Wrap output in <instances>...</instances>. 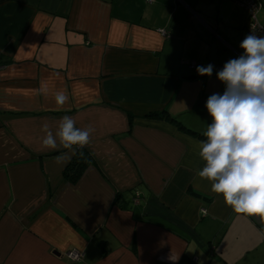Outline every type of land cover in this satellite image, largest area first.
Instances as JSON below:
<instances>
[{
  "label": "crops",
  "instance_id": "1",
  "mask_svg": "<svg viewBox=\"0 0 264 264\" xmlns=\"http://www.w3.org/2000/svg\"><path fill=\"white\" fill-rule=\"evenodd\" d=\"M247 23L235 0H0V264H264Z\"/></svg>",
  "mask_w": 264,
  "mask_h": 264
},
{
  "label": "built area",
  "instance_id": "2",
  "mask_svg": "<svg viewBox=\"0 0 264 264\" xmlns=\"http://www.w3.org/2000/svg\"><path fill=\"white\" fill-rule=\"evenodd\" d=\"M243 9H245L248 16V23L245 29V42L248 47L245 51V60L254 67H259V63L264 60V24L258 20V12L261 9V4L251 0H235ZM194 67V64L191 65ZM257 117L264 119V112L259 111ZM139 195L136 193L133 199V204L138 205ZM73 261L80 259L79 254H69Z\"/></svg>",
  "mask_w": 264,
  "mask_h": 264
},
{
  "label": "trees",
  "instance_id": "3",
  "mask_svg": "<svg viewBox=\"0 0 264 264\" xmlns=\"http://www.w3.org/2000/svg\"><path fill=\"white\" fill-rule=\"evenodd\" d=\"M166 119L173 120V118L170 117L169 114L166 116ZM92 160L93 158L90 153L82 149L77 150L76 154L65 168L63 172V178L70 184H76L80 180L81 176L88 168V166L92 163Z\"/></svg>",
  "mask_w": 264,
  "mask_h": 264
},
{
  "label": "rangeland",
  "instance_id": "4",
  "mask_svg": "<svg viewBox=\"0 0 264 264\" xmlns=\"http://www.w3.org/2000/svg\"><path fill=\"white\" fill-rule=\"evenodd\" d=\"M247 47H248V45H247V43H246V47L244 48V50H246L247 49ZM248 64H250V63H248ZM251 65V64H250ZM251 66H253V65H251ZM253 68V67H252Z\"/></svg>",
  "mask_w": 264,
  "mask_h": 264
}]
</instances>
